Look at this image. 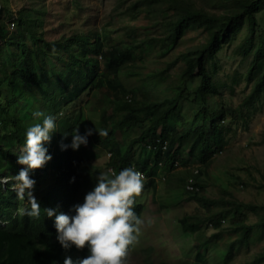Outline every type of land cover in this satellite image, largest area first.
<instances>
[{
  "label": "trees",
  "instance_id": "trees-1",
  "mask_svg": "<svg viewBox=\"0 0 264 264\" xmlns=\"http://www.w3.org/2000/svg\"><path fill=\"white\" fill-rule=\"evenodd\" d=\"M166 2L174 14L166 35L133 43L116 42L119 47H109L103 33L97 31L49 42L44 37L43 13L39 8L22 7L14 18L0 8V21L11 17L9 24H13L10 31L0 25V264H63L66 257L76 261L88 254L86 248L64 249L60 245L54 217H47L45 208L71 214V206L83 202L100 172L93 168L92 162L100 157L102 147L106 149L104 142L108 141L110 154L105 162L107 170L134 166L148 178L145 189L154 186L159 172L166 174L187 165L181 158L187 149L190 161L201 165L220 153L231 129L223 125L227 120L225 111L208 105V97L216 93V88L205 63L244 30L247 33L238 51L253 59L244 75L252 85L244 107L256 104L259 97L264 98V27L256 35L257 15L264 12V0H236L237 11L225 15L195 9L185 0ZM195 28L202 29L207 41L200 48L181 54L184 69L172 87L167 83L168 71L177 61L142 78L136 59L143 63L155 56L156 51L166 53L174 49L184 34ZM196 80L199 83L194 87ZM161 87L164 89L156 93ZM96 93L107 97L112 131L121 133L140 126V134L120 146L110 131L95 141L98 150L80 147L61 150V143H69L75 129L70 112L84 97ZM185 103L198 107L190 109L191 118L183 114ZM44 115L55 117L56 131L45 145L51 159L30 172L35 180L33 195L41 209L39 217H29L20 213L21 208L29 207V202L17 198L13 175L24 167L17 163V155L26 127L42 121ZM137 146L140 151L133 160ZM196 187L194 199L208 216L183 217L180 232L195 234L194 262L225 264L232 257L235 244L240 246L238 249L247 247L253 236L264 229V205H246L245 210L237 208L231 212L228 222L234 228L230 232L238 237L235 244L230 242L221 250L216 238L224 233L221 227L230 213L212 212L221 201L203 196L205 186L201 183ZM143 208L135 199L133 210L138 217L143 214ZM246 212L258 217L257 222L246 224ZM205 222L215 234L206 236L202 232L201 224ZM254 260V264H264V252Z\"/></svg>",
  "mask_w": 264,
  "mask_h": 264
},
{
  "label": "rangeland",
  "instance_id": "rangeland-1",
  "mask_svg": "<svg viewBox=\"0 0 264 264\" xmlns=\"http://www.w3.org/2000/svg\"><path fill=\"white\" fill-rule=\"evenodd\" d=\"M185 1L191 2L195 9L214 15L237 11L236 0ZM22 7L40 9L43 13L44 37L49 42L65 41L75 34L97 31L103 33L102 37L109 47H119L116 42L133 43L144 38L164 36L168 33L174 15L166 0H0V8L13 18ZM11 17L0 21V25H4L8 31L13 29L9 24ZM257 19L256 35L264 27V12L258 14ZM246 33L247 30L239 33L235 41L224 44L214 59L205 63L216 88V93L208 97V105L225 111L227 120L223 125L231 129L226 133L224 149L204 165L191 162L190 150L187 149L181 155L187 165L178 166L166 174L159 172L154 186L143 190L136 197L144 207L141 216L144 224L128 255V264H198L193 260L195 234L187 235L179 229L180 220L185 216L200 219L208 216L196 203L194 195L185 188L190 179L195 184L205 186L201 193L203 196L221 201L219 208L215 207L212 212L223 210L230 213L221 227L224 233L216 238L217 247L221 250L226 249L230 242L234 241L235 244L238 237L236 233L230 232L234 228L228 222L231 212L237 208L239 211L245 210L246 205H264V98L259 97L256 104L244 107L246 98L252 93V85L244 75L253 60L251 55H242L238 51V45ZM206 41L207 35L202 29L195 28L186 32L174 49L166 53L156 51L155 56L146 58L143 63L139 59L134 62L141 68L138 72L142 78H146L151 72L165 70L170 63L177 61L168 71L167 83L172 87L184 69L181 54L200 48ZM139 50L136 49L137 52ZM198 83L196 80L194 87ZM162 89L164 87L156 89V93ZM106 98L102 93L84 97L70 112L71 118L81 134L86 128L104 129L107 133L111 131L114 140L124 146L140 134V126L121 133L112 131L109 125L112 113ZM183 107L186 118L192 116L190 109H198L189 103ZM100 136L93 131L87 137V145H81L80 149L98 150L95 141ZM107 145L108 141L103 143L106 149L102 147L100 157L92 162L93 168L100 172L107 171L105 162H108L110 156ZM172 145L176 146L175 143ZM139 151L137 146L133 160ZM5 181L2 180L3 183ZM246 214V224L257 222L258 217L250 212ZM201 229L206 236L215 234L206 222L201 224ZM238 247L234 245L232 257L225 264H254V258L264 252V229L253 236V241H249L247 247Z\"/></svg>",
  "mask_w": 264,
  "mask_h": 264
},
{
  "label": "clouds",
  "instance_id": "clouds-1",
  "mask_svg": "<svg viewBox=\"0 0 264 264\" xmlns=\"http://www.w3.org/2000/svg\"><path fill=\"white\" fill-rule=\"evenodd\" d=\"M55 131L53 115H44L42 121L26 127L24 142L17 155V163L24 167L13 175V190L17 198H26L29 202L28 208L20 209L22 215H40L41 207L33 195L35 180L30 172L43 167L51 159L45 145ZM93 131L99 136L107 134L104 129L97 130L96 127L86 128L81 134L76 127L70 134L69 143H61V150H77L81 145H87V137ZM147 180L145 174L134 166L123 167L118 172L108 169L96 174L94 187L85 194L83 202L71 206V214L59 212L56 208H45L47 217H54L56 239L64 249L73 246L87 249L88 254L84 258L74 261L66 257L63 264H128L129 247L137 241L144 224L133 210V205L145 189ZM192 182L196 191L185 188L193 194L198 188Z\"/></svg>",
  "mask_w": 264,
  "mask_h": 264
},
{
  "label": "built area",
  "instance_id": "built-area-1",
  "mask_svg": "<svg viewBox=\"0 0 264 264\" xmlns=\"http://www.w3.org/2000/svg\"><path fill=\"white\" fill-rule=\"evenodd\" d=\"M12 26H13V24L11 25V28H12ZM186 188H187V190H189L191 192L196 191V188H194L192 180H189L187 182Z\"/></svg>",
  "mask_w": 264,
  "mask_h": 264
}]
</instances>
